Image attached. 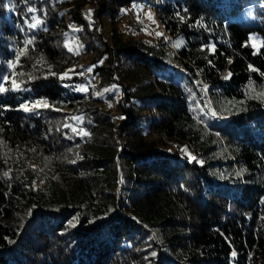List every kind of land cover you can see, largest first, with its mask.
Here are the masks:
<instances>
[{"label": "trees", "instance_id": "1", "mask_svg": "<svg viewBox=\"0 0 264 264\" xmlns=\"http://www.w3.org/2000/svg\"><path fill=\"white\" fill-rule=\"evenodd\" d=\"M135 8L166 38L125 30ZM28 39L30 91L0 94V264H264V0H0V78ZM38 97L58 110H17Z\"/></svg>", "mask_w": 264, "mask_h": 264}, {"label": "snow or ice", "instance_id": "2", "mask_svg": "<svg viewBox=\"0 0 264 264\" xmlns=\"http://www.w3.org/2000/svg\"><path fill=\"white\" fill-rule=\"evenodd\" d=\"M28 11L29 12H33L34 9L29 8ZM177 15H179V14H177ZM90 16H91V13H89V19H90ZM31 19H32V22L28 23V27L30 29H33V30L38 29L44 23L41 19H38L35 16H33ZM147 19L153 20V17L151 16V14H149L147 16ZM180 19L183 21L184 18L180 17ZM153 23H155L154 20H153ZM90 26H91V24H90ZM73 31H79V29L73 28ZM65 35H67V34H65ZM155 35L157 37H161L163 34L160 33V32H156ZM33 42H34L33 39L26 40L24 42V47L20 48L15 53V59L7 61L6 67L9 70L10 75L8 73H5V75H3L2 78H0V81H2V82H0V94L6 93L7 91H13V92L30 91L29 88L23 87V84H24V80L23 79H20V80L17 79L18 76H20V77L24 76V72L21 71V72L17 73L16 72V68L18 67V65L20 63L21 57L26 54L28 46L32 45ZM183 46H184V41L183 40L177 41L173 45V47L176 48V49H179V48H181ZM65 47L68 48L69 51H73L72 48H69L67 43H65ZM253 47L255 48L256 45L253 44ZM201 50L202 51L204 50V46H202ZM78 51H79V49H77V53H78ZM208 51L210 53H214L215 52L214 46H208ZM253 54L255 55L257 53L254 51ZM93 67H95V65ZM249 69H250V71H253V72L257 71V69H255L251 65H249ZM69 71H72V70H69ZM88 71L91 72L92 68H89ZM47 75H55V73L49 72ZM231 76H232V73L229 72L228 76H226L225 79L226 80L230 79ZM45 78H47V76ZM59 78L61 80L71 79V77L69 76L68 72L63 73L62 75H60ZM33 79H35V77L29 75V80H33ZM7 84H10V88L5 86ZM64 86L68 87V85H64ZM74 90L77 91V92H87V88L84 87V86H77ZM111 90L112 91H116L117 94H119L118 89L116 88V86H113V89H111ZM105 91H110V90L106 89ZM200 91H202L205 95H207V93H208V89L207 88H202V89H200ZM257 95L261 99H264V92H259ZM109 106H111V105H109ZM3 107L5 108V110H8V106H3ZM50 107H53V106L50 105V103H49V101H48V99L46 97H38L35 100H30V101L23 102L22 104H20L18 106L17 110H21V111H23L25 113H34L36 115H39L42 110H47ZM232 108H235V104H232L231 107H226L225 110L226 111H230ZM203 109L209 111L211 113L212 117H216L217 116V112L211 110V105L210 104L203 105ZM53 110H58V109H55L53 107ZM73 119L77 120L78 123H82L83 122V118L82 117H76V118H73ZM120 119H123V117H120ZM64 127L65 128H71L72 133L74 135H78L80 137H86V136L89 135V133L87 131L83 130L82 128L78 130L76 127H73L72 125L67 124V123L64 125ZM182 151L185 153V155H187V157L189 159V162L196 161V157L192 156L191 154H189L187 152L186 148L182 149ZM70 162L71 163H75V161H70ZM197 162H199V161H197ZM73 226H75V225H73ZM151 256L155 257L156 256V252L153 251L151 253ZM231 256L233 258V261H235V258L237 257V252L236 251H232L231 252ZM145 258L147 259L148 257H145Z\"/></svg>", "mask_w": 264, "mask_h": 264}, {"label": "rangeland", "instance_id": "3", "mask_svg": "<svg viewBox=\"0 0 264 264\" xmlns=\"http://www.w3.org/2000/svg\"><path fill=\"white\" fill-rule=\"evenodd\" d=\"M151 14L149 13L146 9H138L135 8L134 13H130L129 9L124 10V29L127 30L128 26H133L138 24L141 29V33L145 36H147L148 38H156L155 33L156 32H160L162 33V37L166 38L165 33L163 32V30L157 25L156 23V19L154 18V16L151 14V16L153 17V20L155 21V23H153V20H149L147 19V16ZM251 47L257 52L261 46L260 42L255 38V36H251L250 37V41H249ZM253 44L256 45V47H253ZM77 48V46H76ZM228 76L227 72H224L222 74V78L225 79V77Z\"/></svg>", "mask_w": 264, "mask_h": 264}]
</instances>
